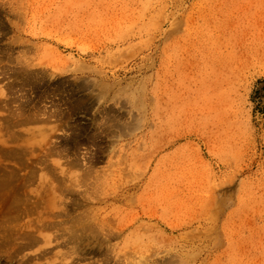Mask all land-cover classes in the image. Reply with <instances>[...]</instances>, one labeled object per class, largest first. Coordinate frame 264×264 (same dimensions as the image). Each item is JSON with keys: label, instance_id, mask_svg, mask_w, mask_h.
<instances>
[{"label": "rangeland", "instance_id": "obj_1", "mask_svg": "<svg viewBox=\"0 0 264 264\" xmlns=\"http://www.w3.org/2000/svg\"><path fill=\"white\" fill-rule=\"evenodd\" d=\"M0 15V45L15 39L18 56L26 39L32 68L45 75L35 117L47 121L41 113L57 98L63 111L74 95L86 100L66 124L33 117L11 126L21 136L0 153L12 213L23 211L13 223L38 229L23 252L46 250L33 262L71 263L61 229L66 253L53 249L61 226L52 222L89 211L91 231L67 255L84 256L71 258L78 264H264V0H0ZM116 226L123 231L106 239ZM59 250L64 257L51 258Z\"/></svg>", "mask_w": 264, "mask_h": 264}, {"label": "bare ground", "instance_id": "obj_2", "mask_svg": "<svg viewBox=\"0 0 264 264\" xmlns=\"http://www.w3.org/2000/svg\"><path fill=\"white\" fill-rule=\"evenodd\" d=\"M8 12V11H7ZM6 12V13H7ZM5 13V14H6ZM9 13H11V12H9ZM9 13L7 14V15H9ZM6 16V15H5ZM2 18V15H0V41L3 39V37L5 36H7L6 34H8V30L6 29V26H5V24H4V22H3V20L1 19ZM11 21L9 20V23H10ZM16 27V26H15ZM18 30V29H17ZM16 30V31H17ZM20 30V29H19ZM18 34V33H17ZM12 37V36H11ZM17 39V38H16ZM22 42H21V44H20V47H21V50L19 51L20 52V55H18V56H15L14 55V46H13V44L16 42L15 41V39H13L12 40V42H8V43H5L4 45H0V82L1 81H4L5 80V82L3 83V84H1L0 85V95H2V98H0V108H5L6 107V110H7V112H8V114H5L7 117H5L4 119L2 118V122H4L3 124H0V130L1 129H3L4 131H5V134L6 133H8V134H6V135H8V138L7 139H2V140H0L1 141V144L2 145H0V149H1V151H0V153L1 152H3V150H4V148H5V144L8 142V144H7V146H6V148L8 149L9 148V150L12 148H10V141H12L13 142V140L15 141L17 138H16V136L17 137H19V136H21V135H11V133H10V130H11V126H13V127H15L16 125H17V127L16 128H18V124H20L21 125V123H26L25 125H27V123L28 122H30V121H32L31 119L33 118V117H35V116H37V113L34 111V107H35V105L38 103V102H40V101H42L44 98V94L41 92V89H43L44 87H46V86H48V84L47 83H45L44 82V73H43V71H42V69L40 70V69H33L32 68V65H31V62H30V60L28 59V57H27V52H28V49H29V46L26 44V39L23 41V40H21ZM28 43V42H27ZM1 44V43H0ZM17 51V50H16ZM216 54V53H215ZM224 54V53H223ZM222 56V55H221ZM216 57H218V55H216ZM219 58V57H218ZM216 59V58H215ZM223 60V59H222ZM212 61H214V60H212ZM218 61V60H217ZM215 62V61H214ZM209 64H210V62H209ZM233 66V65H232ZM209 67V66H208ZM193 70V69H192ZM217 74V73H216ZM215 75V74H214ZM208 76H211V75H208ZM215 78V77H214ZM220 78V77H219ZM206 79H208L207 77H206ZM213 79V78H212ZM205 80V79H204ZM216 80V79H215ZM219 80V79H218ZM203 82V81H202ZM205 82H207V81H205ZM210 82V81H209ZM84 83V82H83ZM206 84H209V83H206ZM61 85V84H60ZM56 86V85H55ZM87 86V85H86ZM212 86V85H211ZM59 87V86H58ZM61 87V86H60ZM60 87H59V89H60ZM222 87V86H221ZM47 88V87H46ZM66 88V87H65ZM218 89V88H217ZM216 89V90H217ZM55 90H56V88H55ZM214 90V89H213ZM70 91H72V90H70ZM209 91V93H210V90H208ZM43 92H45V91H43ZM77 92V91H76ZM212 92V91H211ZM217 92V91H216ZM17 93V94H16ZM33 93H35V96L36 97H38L37 99H35L34 98V96H32V94ZM75 93V92H74ZM180 94V93H179ZM215 94V93H214ZM55 95V94H54ZM178 95V94H177ZM210 94H208V96H209ZM75 96V95H74ZM73 96V98H71L70 99V101H68L69 99H67V102H69L70 104H71V106H70V109L69 108H67V110H65V111H63L61 108H60V104H58V98H57V100H52L53 101V106H54V108H53V110H52V112H48L47 110L45 111L43 108V113H41L42 115H46V119H47V121L45 120V119H42V117L40 118V119H42V121H45V122H49V118H54V120L56 119L57 121H60L61 123H64V124H66V122L68 121V120H71L72 119V114H73V111L75 110V108H77V109H80V108H84V109H87L86 107H85V102H86V100L84 99V97H82V95L80 94V95H76V97H74ZM93 96H95V95H93ZM93 96H92V98H93ZM98 96V95H97ZM214 96V95H213ZM212 96V97H213ZM218 96V95H217ZM47 97V96H46ZM216 97V96H215ZM60 98V97H59ZM70 98V97H69ZM91 98V97H90ZM19 100V105L18 104H16L17 105V109H15L16 108V105L15 106H11V104H12V102H15L16 100ZM99 99V98H98ZM214 99V98H213ZM17 100V101H18ZM90 100V99H89ZM60 101H61V104H62V99L60 98ZM218 102L219 101H221V100H217ZM217 104V103H216ZM37 106V105H36ZM40 106V105H39ZM38 106V107H39ZM216 106V105H215ZM13 107H15V108H13ZM208 107H210L209 105H208ZM207 107V109H210V108H208ZM42 109H41V111H42ZM214 109V108H213ZM17 110V111H16ZM51 110V109H50ZM84 111V110H83ZM102 111V110H101ZM75 112V111H74ZM82 112V111H81ZM103 112V111H102ZM101 112V113H102ZM1 113H3V112H1ZM6 113V112H5ZM39 114H40V112H38ZM211 113V112H210ZM106 114H108V112L107 111H104L101 115H102V126L101 127H103V128H109L110 126H112V124H109V122L112 120L113 121V118L110 116V118H109V116H107ZM2 115V114H1ZM35 115V116H34ZM99 115H100V113H99ZM95 117V116H94ZM97 117V116H96ZM214 117H217L216 115L214 116ZM36 118V120L35 121H37V118L38 117H35ZM35 118H33V119H35ZM38 118V119H39ZM44 118V117H43ZM112 118V119H111ZM218 118V117H217ZM100 119V118H99ZM103 119H104V121H103ZM115 119V118H114ZM6 122H5V121ZM51 120V119H50ZM55 120V121H56ZM73 120V119H72ZM215 120H216V118H215ZM219 119H217V121H218ZM221 120V119H220ZM40 121V120H39ZM94 121V120H93ZM33 122V121H32ZM38 122V121H37ZM36 122V123H37ZM97 122V121H96ZM78 123V122H77ZM80 123V122H79ZM83 123V122H82ZM99 123V122H98ZM115 124H118V123H115ZM2 125V126H1ZM96 125V124H95ZM22 126V125H21ZM23 127H25V126H23ZM28 127V126H27ZM44 127V126H43ZM49 127V126H48ZM29 128V127H28ZM45 128H47V127H45ZM67 128V127H66ZM76 128V127H75ZM13 129V128H12ZM22 129V130H21ZM25 129H27V128H25ZM24 128H19V132H20V130L21 131H23V130H25ZM41 129V128H40ZM78 130H77V133L78 132H80V128H77ZM83 129V128H82ZM14 130V129H13ZM13 130H11V131H13ZM17 130V129H16ZM15 130V131H16ZM39 130V129H38ZM61 130V129H60ZM68 130V129H67ZM3 131V132H4ZM27 131V130H26ZM29 131V130H28ZM28 131H27V133H28ZM72 131H73V133H74V131H75V129H72ZM85 131V130H84ZM24 132V131H23ZM31 132H34V131H30L29 133H31ZM21 133V132H20ZM27 133H25L24 132V134H27ZM35 133H37V131L35 132ZM76 133V132H75ZM1 134V133H0ZM113 134V133H112ZM38 135V134H37ZM36 135V136H37ZM113 135H115V133L113 134ZM112 135V136H113ZM2 135H0V137H1ZM15 137V138H13V137ZM26 136V135H25ZM24 136V137H25ZM27 136H28V134H27ZM39 136V135H38ZM64 136H66V135H64ZM91 136V135H90ZM4 137V136H3ZM40 138L42 137V136H39ZM2 138V137H1ZM0 138V139H1ZM98 138H100V137H98ZM19 139V138H18ZM32 139V138H31ZM30 139V140H31ZM35 139V138H34ZM37 139H38V137H37ZM42 139H43V137H42ZM29 140V141H30ZM40 139H38V141H39ZM92 140H94V139H92ZM27 141V140H26ZM32 141H35V140H32ZM32 141H31V143H32ZM37 140H36V142H38ZM22 142V141H21ZM28 142V141H27ZM26 142V143H27ZM35 142V143H36ZM59 142V141H58ZM93 142V144H95L94 143V141H92ZM108 142V141H107ZM25 143V142H24ZM23 143V144H24ZM56 143V142H55ZM34 144V143H33ZM32 144V145H33ZM41 144V143H40ZM92 144V143H91ZM22 145V144H21ZM59 145V144H58ZM57 145V146H58ZM15 146V145H14ZM18 146H20V145H18ZM26 147V149H27V145H25ZM30 146H31V144L29 143V148H30ZM56 146V147H57ZM73 146V145H72ZM16 148H17V146H15ZM32 147V146H31ZM24 148V147H23ZM24 148V149H25ZM28 148V149H29ZM15 149V148H14ZM12 150V149H11ZM10 150V151H11ZM27 151V150H26ZM7 152V151H6ZM31 152H33V151H31ZM30 152V153H31ZM54 152H57V151H54ZM10 153V152H9ZM8 153V154H9ZM47 153H48V151H47ZM50 153V152H49ZM50 154H52V153H50ZM21 156H23V155H21ZM60 156H62V155H60ZM67 156V155H66ZM0 157H3V156H1V154H0ZM16 157V156H15ZM24 157V156H23ZM4 158V157H3ZM6 158V157H5ZM86 158V157H85ZM87 159V161H88V158H86ZM85 160V159H84ZM76 161H78V160H75L74 162H72V164L73 165H75L76 164ZM89 161H90V159H89ZM85 162V161H84ZM82 163V162H81ZM81 163H80V165H81ZM90 163H91V161H90ZM55 164V163H54ZM53 164V165H54ZM71 164V163H70ZM71 164V165H72ZM93 164V163H92ZM57 166V165H56ZM1 167V166H0ZM46 167V166H45ZM55 167V166H54ZM53 168V167H52ZM4 169V168H3ZM51 169V168H50ZM49 169V170H50ZM58 169H59V167H58ZM83 169V168H82ZM1 171H3L2 169H0ZM54 170V169H53ZM56 170V169H55ZM61 171V170H60ZM66 171V170H65ZM4 172V171H3ZM13 172V171H12ZM32 173H33V171H31ZM69 172V171H68ZM71 172V171H70ZM86 172H88L87 170H86ZM6 173H7V176L5 177V178H2L1 177V175H3V174H1V172H0V197H1V195H2V193L6 190V191H8L9 193L7 194V196L4 198V197H1L0 198V201H1V199L2 198H4V201H5V204H6V206H4V207H2V213H1V215H0V220H2V222L0 223V264H13V262H15V261H17V262H19L20 264H30V261H32L33 259H35L36 261L38 260V259H36V258H39V257H41V256H43L45 253H46V250L45 249H40V252L38 253V254H34V255H30V253H26V252H23L24 251V249H27V248H29L30 249V247H33V245H36L37 244V242H38V240H39V237H37V236H34V232L35 231H38V229H36L35 228V226H34V228L35 229H30L29 230V226H30V222H32V221H28V222H26V223H23V222H19V224H14L13 223V218H15L14 217V215L17 213H12V208H14L13 207V205L16 207V208H19V207H17L16 205H18L17 203H15L14 202V197H16V196H14L13 195V192H11L10 190H11V185H10V182H11V171H6ZM85 173V172H84ZM92 173V172H91ZM52 174H53V172H52ZM62 174V173H61ZM80 174V173H79ZM66 175V174H65ZM72 175V174H71ZM70 175V176H71ZM74 175V174H73ZM72 175V176H73ZM86 176L88 175V174H85ZM13 176V175H12ZM55 177L57 176V175H54ZM59 177H62L63 175H58ZM75 176V175H74ZM15 177V176H14ZM58 177V178H59ZM66 177V176H65ZM68 177V179H69V182L71 181L70 179L71 178H73L74 179V177H70L69 178V176H67ZM78 177V176H77ZM83 177H85V176H83ZM13 178V177H12ZM58 178H55V179H58ZM64 178V177H63ZM60 180L62 181V179L60 178ZM60 180H58V181H60ZM67 180V179H66ZM60 181V182H61ZM64 181H65V179H64ZM68 181V180H67ZM13 182H14V180H13ZM15 183V182H14ZM62 183V182H61ZM13 184V183H12ZM20 184V183H19ZM65 184V183H64ZM15 185V184H14ZM39 185V184H38ZM70 185H71V183H70ZM72 185H73V187H74V184L72 183ZM76 185V184H75ZM10 186V187H9ZM16 186V185H15ZM21 186H23V185H21ZM69 188H70V186H69ZM22 189V188H21ZM65 189V188H64ZM71 189V188H70ZM68 190L67 189V191H69V192H71V190ZM17 190H19V189H17ZM60 190V189H59ZM62 191V190H61ZM21 192H23V191H21ZM59 193V192H58ZM95 193V192H94ZM77 194V193H76ZM82 194L84 195V193L82 192L81 193V196H82ZM102 194V193H101ZM16 195H18V194H16ZM95 195V194H94ZM3 196V195H2ZM22 196V195H21ZM20 196V197H21ZM80 196V195H79ZM80 196V197H81ZM97 196V193H96V195H95V199L98 197H96ZM26 197V196H25ZM17 198V197H16ZM90 198V197H89ZM80 199V198H79ZM82 199H84V197L82 198ZM59 200V199H58ZM81 201H84V200H81ZM102 201V200H101ZM3 202V201H2ZM56 202V201H55ZM54 202V203H55ZM59 202H61V201H59ZM20 203V202H19ZM58 202H56V204H57ZM62 203V202H61ZM3 204V203H2ZM13 204V205H12ZM24 204H26V203H24ZM28 204V203H27ZM26 204V206H28ZM51 204V203H50ZM22 205V204H21ZM21 205L19 204V206H20V208H21ZM46 205H48V204H46ZM58 205V204H57ZM59 205H61L60 203H59ZM58 205V206H59ZM68 205V204H67ZM48 206H50V205H48ZM61 206H63V205H61ZM66 206V205H65ZM1 207V206H0ZM38 207V206H37ZM41 207V206H40ZM70 207V206H69ZM76 207V206H75ZM74 207V208H75ZM23 208V207H22ZM31 209H33L32 207H30ZM43 208V207H42ZM44 208H46V207H44ZM54 208V207H53ZM62 208H64V207H62ZM67 208V207H66ZM65 208V209H66ZM36 209H39L40 210V208H36ZM47 209V208H46ZM65 209H60V210H62V212H64L65 211ZM57 210V209H56ZM55 210V211H56ZM59 210V209H58ZM64 210V211H63ZM73 210V209H72ZM75 210V209H74ZM19 211V210H18ZM32 211V210H31ZM38 212V211H37ZM44 212V211H43ZM51 212V211H50ZM86 212V211H85ZM89 212V211H88ZM88 212L87 213H85L84 214V211H83V213H80V214H84V215H77L76 217H75V215L74 216H72V218L71 219H68V220H65V221H63L62 219L61 220H56V218H55V221H53L54 220V218H52V216H51V219H53L52 221V224L54 223V224H57L58 226H61V227H56V230H57V233L58 234H60V231L58 232V230H60L61 229V231H62V233H63V235L64 234H66L67 235V240L64 242V241H61V243L63 242V243H66V244H68L67 242H71V243H73L71 246L69 245V246H63L65 249L66 248H68L69 247V249H68V252L66 253V250L64 249L63 250V247L62 246H60L58 243L60 242V241H57V239H58V237H61V236H63V235H55V236H52V238H54L55 237V239L53 240L52 239V241H54L55 242V240L57 241V244H58V246L54 243V245H55V247H53V249L54 248H56V247H62V250L61 251H65L64 252V254H65V256L66 257H68L67 258V260L69 261H72L71 263H68L67 261V263L68 264H74L75 263V261L74 260H71V254H69V256H67L68 255V253L70 252V250H71V248L73 249V251H75V249L77 248V247H79V238H82V235H86V233H88L87 231H91V229L90 228H92L91 227V225L89 224V223H91V222H89V220H92V219H88L87 220V214H88ZM26 213V212H25ZM56 213V212H55ZM2 214H4V215H2ZM14 214V215H13ZM23 214V211L22 212H20V216ZM37 214H40V213H37ZM36 214V215H37ZM59 215H60V213H58ZM58 214L56 215V216H58ZM62 214V213H61ZM90 214V213H89ZM97 214H98V212H97ZM97 214L95 215V219H96V216H97ZM151 214V213H150ZM12 215H13V218H12ZM17 217H19V218H21L20 216H19V213H17ZM28 215H29V213H28ZM27 215V216H28ZM44 215V214H43ZM49 215H51V214H49ZM49 215H48V217H49ZM70 215V214H69ZM72 215V214H71ZM100 215V214H99ZM137 215V214H136ZM45 216V215H44ZM86 216V217H85ZM24 217H25V215H24ZM53 217H54V213H53ZM66 217H71V216H66ZM75 217V218H74ZM35 218V217H34ZM38 218H39V216H38ZM43 219H44V217H42ZM100 217H98L97 219H99ZM22 219V218H21ZM28 219V218H27ZM36 219L37 218H35V223H36ZM58 219V218H57ZM29 220V219H28ZM38 220V219H37ZM46 220H47V217H46ZM101 222H100V224L101 223H103L104 224V222H106V217H104V215L103 216H101ZM100 220H98V221H100ZM24 221V220H23ZM49 221H51L50 219H49ZM93 221V220H92ZM39 222H41V221H39ZM38 222V223H39ZM34 223V222H33ZM26 224V225H25ZM41 224L42 225H44L43 223H40V224H38V226L40 227L41 226ZM48 224H50L49 222H48ZM63 224H68V226H63ZM99 224V223H98ZM98 224H97V226H98ZM100 224H99V227H100ZM107 224V223H106ZM112 224V223H111ZM33 224L31 223V226H32ZM56 225V226H57ZM89 225V226H88ZM108 225V224H107ZM30 226V227H31ZM93 226V225H92ZM103 226V225H102ZM105 226V225H104ZM113 226H115L114 224H113ZM27 227V228H26ZM112 227V226H111ZM40 228H42V226L40 227ZM95 227H93V229H94ZM105 228H106V226H105ZM116 229V231H112V230H114V229ZM112 228V230H111V228H107L106 229V231L105 232H103L102 231V233L104 234V237H106V239H110L112 236H114V235H116L117 236V234H119L121 231H123V228H120V227H113ZM45 229V228H44ZM96 229V228H95ZM94 229V230H95ZM99 228H97V230H98ZM101 229L103 230L104 229V227H101ZM42 230V229H41ZM48 232V231H47ZM39 233V232H38ZM37 233V234H38ZM93 233V232H92ZM36 234V233H35ZM93 234H96V233H93ZM102 234V235H103ZM40 235V234H39ZM97 235V234H96ZM95 235V236H96ZM48 237V236H47ZM65 235H64V237H61V238H64V240H65ZM100 237L102 238V236L100 235ZM95 238V237H94ZM50 239V238H49ZM49 239H48V242H49ZM60 239V238H59ZM85 239V238H84ZM105 239V238H104ZM51 240V239H50ZM61 240V239H60ZM89 240V239H88ZM87 240V241H88ZM96 240H99V242H100V244L102 243V241L101 240H103V239H98V237L96 238ZM41 241H42V239H41ZM44 242H45V244L47 243V241H46V238H45V240H43ZM86 240H83V242H85ZM86 241V242H87ZM81 242V241H80ZM82 242V243H83ZM93 242V241H92ZM97 242V241H96ZM36 243V244H35ZM88 243V242H87ZM42 245V244H41ZM40 245V246H41ZM53 245V244H52ZM83 245V244H82ZM107 245H109V244H107ZM88 246V245H87ZM100 246V245H99ZM37 248H38V246H36ZM82 247V246H81ZM86 247V246H85ZM101 247H103L102 245H101ZM101 247H99V248H101ZM41 248V247H40ZM43 248V247H42ZM51 247H49L48 249H50ZM98 248V249H99ZM34 249V248H33ZM97 249V248H96ZM95 249V250H96ZM35 250H37V249H35ZM39 250V249H38ZM52 250V249H51ZM56 250H57V252H58V249L56 248ZM101 250V249H100ZM107 250V249H106ZM53 251V250H52ZM55 251V250H54ZM60 251V250H59ZM60 251V252H61ZM99 251V250H98ZM101 252V251H100ZM99 252V253H100ZM37 253V252H36ZM50 253V252H49ZM104 252H102V254H103ZM54 254V256L53 257H51V258H56V256H55V254L57 255V256H59L58 254H62V252L61 253H52V255ZM80 254H82V253H80ZM79 254V255H80ZM18 255H20V256H18ZM47 255H48V253H47ZM76 254H74L73 255V258H74V256H75ZM61 256V255H60ZM59 256V257H60ZM95 256V255H94ZM49 257V256H48ZM62 257V256H61ZM64 257V256H63ZM62 257V258H63ZM69 257H70V259H69ZM76 257L78 258L79 256H77L76 255ZM75 257V258H76ZM84 257V256H83ZM83 257H79L78 258V260L81 258V260H82V258ZM72 258V259H73ZM74 258V259H75ZM77 258H76V261H77ZM85 258V257H84ZM39 259H41V258H39ZM49 259H50V257H49ZM3 260V261H2ZM64 260H66L65 258L64 259H62V261H64ZM81 260H80V262H81ZM2 261V262H1ZM45 261H46V258H45ZM54 262V261H53ZM61 262V261H60ZM74 262V263H73ZM79 262V261H78ZM43 263V262H42ZM77 263V262H76ZM75 263V264H76ZM32 264H39V263H37V262H33L32 261ZM53 264V263H52ZM78 264V263H77Z\"/></svg>", "mask_w": 264, "mask_h": 264}]
</instances>
